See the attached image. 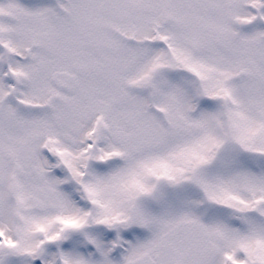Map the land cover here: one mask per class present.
I'll list each match as a JSON object with an SVG mask.
<instances>
[{
    "label": "snow or ice",
    "instance_id": "6c2138e0",
    "mask_svg": "<svg viewBox=\"0 0 264 264\" xmlns=\"http://www.w3.org/2000/svg\"><path fill=\"white\" fill-rule=\"evenodd\" d=\"M0 264H264V0H0Z\"/></svg>",
    "mask_w": 264,
    "mask_h": 264
}]
</instances>
